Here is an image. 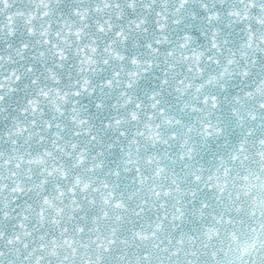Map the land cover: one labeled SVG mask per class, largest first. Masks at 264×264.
Listing matches in <instances>:
<instances>
[{"label": "snow or ice", "instance_id": "6c2138e0", "mask_svg": "<svg viewBox=\"0 0 264 264\" xmlns=\"http://www.w3.org/2000/svg\"><path fill=\"white\" fill-rule=\"evenodd\" d=\"M0 264H264V0H0Z\"/></svg>", "mask_w": 264, "mask_h": 264}]
</instances>
